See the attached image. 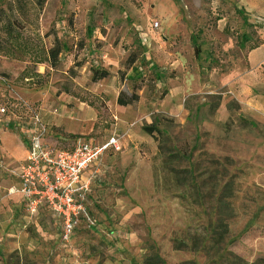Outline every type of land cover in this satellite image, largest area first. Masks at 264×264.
I'll use <instances>...</instances> for the list:
<instances>
[{
	"label": "rangeland",
	"instance_id": "rangeland-1",
	"mask_svg": "<svg viewBox=\"0 0 264 264\" xmlns=\"http://www.w3.org/2000/svg\"><path fill=\"white\" fill-rule=\"evenodd\" d=\"M0 8L27 45L8 42L18 57L0 50V109L22 105L11 109L15 121L0 111V264H264V0L41 8L0 0ZM56 44L55 65L33 62ZM95 69L110 74L95 81ZM123 91L139 99L120 106ZM40 107L51 147L113 134L122 145L88 169L91 221L68 241L49 210L32 215L9 193V166L20 157L2 134L24 138L25 115ZM151 124L159 132L144 130ZM220 209L231 215L223 238L214 232Z\"/></svg>",
	"mask_w": 264,
	"mask_h": 264
},
{
	"label": "built area",
	"instance_id": "built-area-1",
	"mask_svg": "<svg viewBox=\"0 0 264 264\" xmlns=\"http://www.w3.org/2000/svg\"><path fill=\"white\" fill-rule=\"evenodd\" d=\"M154 26L158 27L159 22L156 21ZM20 106V103L12 102L0 111L10 114L11 109ZM57 112L54 110V114ZM27 116L30 121L24 138L28 155L24 160L11 163L9 168L18 179V192L25 199L29 213L34 215L41 205H47L61 220L62 238L68 241L82 221H91L86 206L91 182L85 180L83 174L104 153L119 151L122 145L115 134L103 142L79 137L71 148L56 149L46 141L48 126L39 110L31 109V115Z\"/></svg>",
	"mask_w": 264,
	"mask_h": 264
},
{
	"label": "trees",
	"instance_id": "trees-1",
	"mask_svg": "<svg viewBox=\"0 0 264 264\" xmlns=\"http://www.w3.org/2000/svg\"><path fill=\"white\" fill-rule=\"evenodd\" d=\"M36 2L37 5H39V7L41 8L44 3L46 2V0H34ZM4 12V10L2 8H0V26H1V31L3 33V38L0 41V50L5 53V54H9L12 57H18V55H15L14 53H11L10 50H8L7 48V44L9 41L14 42V47L18 48L19 50L24 51V49L27 47L26 43L20 41V37L22 36V34L20 32H18L16 30V26L18 25L16 21H11L9 19H7V21L3 22L2 20V13ZM61 53V48H60V44H56L54 47L50 48V49H44L42 48V50L34 56H32L33 62L35 63H42L45 61H48L51 65H55L58 57ZM110 74V72L108 70L105 69H95L94 71V76L93 79L95 81L103 79L105 77H107ZM139 99V95L135 92L133 93H127L125 91L121 92V94L119 95L118 99H117V103L120 106H128L133 104L134 102H136ZM144 130L153 135L155 134V132H159V129L156 127L155 124H151V125H147L144 127ZM217 202L219 204V206H227L226 201L224 200V197H222L221 195L217 198ZM227 213H229L228 211L223 215V211L222 209L218 210L216 213V230L214 231L215 234H217L218 236L220 235L221 238H223L224 236V232H228V218L231 215H227ZM220 228L223 231H219ZM226 230V231H225ZM220 240V238H219Z\"/></svg>",
	"mask_w": 264,
	"mask_h": 264
},
{
	"label": "crops",
	"instance_id": "crops-1",
	"mask_svg": "<svg viewBox=\"0 0 264 264\" xmlns=\"http://www.w3.org/2000/svg\"><path fill=\"white\" fill-rule=\"evenodd\" d=\"M257 52H258V49L253 50L251 52V59L253 60V62H255V64H257V57H258V53ZM39 112H40V114H41V116H42L45 124L49 127L50 126V123L48 121L49 118L46 116L47 114L45 112H43V107H40L39 108ZM11 113L13 115H17L16 112L13 113L11 111ZM25 117H28V116L25 115ZM7 119H9L10 121H15L16 120L14 118V116H13V118L12 117H7ZM60 124H62V123H60ZM64 124H65L64 126L66 128H72V124L67 123V122H65ZM113 135H115V134H113ZM113 135H111V136H113ZM23 136H24V134H23ZM111 136H109V137H111ZM2 137L4 138V141H5V148L10 152V154L11 155H14L15 157H20L18 159H15L14 162L24 160L27 157V155H28V149H27V145H26V142H25V138H21L19 135H14V134L12 135V134H10L7 131L6 132L5 131L3 132ZM15 137L19 141H17ZM107 139H105V140H107ZM90 140L94 141L93 139H90ZM46 141L50 145V143L48 142V138H46ZM101 142H103V141H101ZM87 171L83 174V178L85 180H86V176L85 175H86ZM19 186H20V184L18 182V179L16 177H14V183L11 186V188L9 189V193L12 194V195H14V196H18L19 197V200L24 204L26 210L28 211L27 204H26L25 199L22 197L21 193L18 192ZM44 208L47 209V210H49V212H50L49 214H50L51 218L61 228V226H62L61 220L56 215H54V213L50 210V208L47 205H41L38 210L40 211L41 209H44Z\"/></svg>",
	"mask_w": 264,
	"mask_h": 264
}]
</instances>
